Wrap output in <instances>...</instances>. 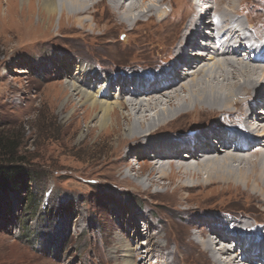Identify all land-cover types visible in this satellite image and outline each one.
Listing matches in <instances>:
<instances>
[{
  "label": "rangeland",
  "instance_id": "1",
  "mask_svg": "<svg viewBox=\"0 0 264 264\" xmlns=\"http://www.w3.org/2000/svg\"><path fill=\"white\" fill-rule=\"evenodd\" d=\"M221 1L216 0L214 4L223 9L229 19L233 15L241 16L246 8L251 10V6L252 20L264 19V0ZM88 3L90 10L75 17L91 20H83L80 26L73 18L60 17L59 13L50 18L40 10L38 0H0V135L4 142H11L14 156L22 158L24 167L34 178L19 196L10 193L0 202V264H122L116 256L120 246L113 243L121 231L129 238L136 235L135 241L130 243L131 247L137 246V263L214 264L193 244L190 234L206 238L201 235L200 226L203 220H210L206 216L209 214L233 225L238 220H246L259 231L264 226V195L249 193L244 185L237 189L216 180H211V186L204 178L190 175L149 181L157 175L149 176L147 172L160 165L150 163L146 154L141 158L128 155L129 143L121 140L126 121L121 120L122 130L118 132L100 128L92 118L83 117V108L75 101V108H64L69 98L62 91L68 88L69 75V78L80 75L81 78L73 81L92 91L94 87L105 86L99 71L117 73L132 67L138 73L148 70L152 73L168 66L172 50L184 35L185 24L193 23V1L164 0L166 16L153 15L149 19L144 16L135 23L132 18V25L121 24L119 13L111 11L106 0ZM135 14L136 10L133 17ZM124 33L127 43L122 41ZM76 59L91 66L96 76L89 78L95 83H88L83 73L74 70ZM62 60L67 64L58 66L57 61ZM225 65L228 66V62ZM218 69L220 67L216 71ZM58 91L60 98L53 101L51 95ZM110 93L117 94L116 88H111ZM231 108L232 115L240 117L236 105L232 104ZM117 110L128 113L126 107ZM219 114L222 113L210 112L197 119L182 116L155 135L172 133L174 139L184 138L187 133L192 135L219 119ZM205 160L171 165L165 162L164 165L169 173L172 167L194 169ZM140 165L143 172L137 175ZM214 247V252L222 257L219 242ZM237 250H240L238 246ZM142 256L147 261L144 262ZM221 259L226 261L228 256ZM233 260L237 261L235 257Z\"/></svg>",
  "mask_w": 264,
  "mask_h": 264
},
{
  "label": "bare ground",
  "instance_id": "2",
  "mask_svg": "<svg viewBox=\"0 0 264 264\" xmlns=\"http://www.w3.org/2000/svg\"><path fill=\"white\" fill-rule=\"evenodd\" d=\"M97 1L38 0V5L40 10L50 18H54L59 13L60 17L73 18L77 24L83 26V20L87 21L91 18L83 17L84 19H80L75 16L85 14L90 10L88 2L95 4ZM106 1L111 11L119 13L121 24L124 25L131 23L132 18H134L135 23L144 16H149L147 19L153 15L160 16L163 14V16H166V10L162 6L164 0ZM192 1L195 10V12L193 11L195 14L193 23L187 22L185 24L184 30H182L184 35L172 50L174 52L168 66L154 70L152 73L148 69H146L147 72L138 73L132 67H128L124 72L119 71L117 73L99 71V78L105 86H102L101 89L94 87L92 91L84 89L73 81V79L81 78L80 75L73 76V78H69V75L67 77L68 88L62 90L69 98L64 108L70 106L75 108V101L83 108L85 119L92 118L96 126L109 128L114 132L122 130L121 120L126 121V127L123 128L124 133H121V140L129 143L128 155L141 158L146 154L148 159H151H149L150 163L160 165L157 166L158 169L154 168L147 172L149 176L157 175L149 181L157 182L161 178L174 175L179 179V177L184 178L190 175L196 177V179L203 180L204 178V181L206 183L210 182L211 186V183H213L211 180H216L221 184H231L237 189L244 185L247 192L264 195V19H261L260 22L256 20L257 17L252 20L254 16L251 13L252 6L251 10L246 8L241 16L233 15L229 19L225 11L223 13V9L214 4L216 0ZM200 3L204 5L200 7ZM205 8L208 9L203 18L202 15L197 13L199 11L205 12ZM179 9L181 8L179 7ZM135 10L137 14L133 17ZM152 20L154 19L152 18ZM138 24L141 23L136 25ZM73 29L75 30V28ZM73 29L71 28V30ZM127 40L128 37L125 34L122 41L127 43ZM76 60L74 70L83 73L85 75L83 77L87 78L88 83L89 81L95 83L89 78L93 75L96 76L92 74L91 66L88 67L86 62L80 59ZM227 62L228 66L225 65ZM57 63L58 66L67 64L64 60L57 61ZM217 67H220L219 71H216ZM97 84L99 85V83ZM113 87L116 88V96L110 93V89ZM179 91H183L185 94L180 95ZM243 95L244 97H241ZM51 97L53 101H57L60 98L59 91L53 93ZM112 98L113 100H111ZM123 98L129 101L125 99L126 102ZM251 100L253 101L252 104ZM232 104L238 108L240 117L237 114L232 115ZM120 107H126L128 113L119 112L117 108ZM217 111L222 113L219 114L220 118L216 119L217 121H211L192 135L187 133L184 138L177 136L176 139L172 137V133L155 135V133L168 127L173 121L182 116L197 119L198 116L201 117L203 114L216 113ZM131 150H136V152L130 153ZM201 158H205V162L198 164L194 169L184 166L177 170L172 167L169 173L165 170V162L171 165L173 162H198ZM234 163H237V165H234ZM142 167L143 165H140L137 175L142 174ZM121 175L123 176V174ZM169 179L171 180V178ZM172 184L174 185V183ZM213 186L215 188V185ZM262 201L264 202V197ZM180 203L182 204V202ZM183 211L186 213V210ZM206 216L210 220L202 221L204 226H200V232L207 239H199V234L193 233L190 234V240L208 256V261L212 260L214 264H264V226L257 231L258 228L250 226L245 222L246 220H238L233 225L227 224V221L222 222L214 214ZM246 231L248 233H245ZM118 235L113 243L120 246L119 250L116 249V256L119 261L122 264H141V262L137 263L136 260L137 246L136 248L131 247L130 243V241H135L136 235L133 237L130 235L129 238V235L123 234L122 231ZM211 240L212 242H210ZM218 242L220 246L218 251L220 250L219 253L222 257L218 256V253L216 254L213 250ZM237 246L240 250H237ZM113 252L111 253L112 256H114ZM229 255L234 256L237 261L233 260L234 257L229 258ZM223 256H228L227 262L221 259ZM172 257H170L171 261ZM142 259L145 262L146 259L143 256Z\"/></svg>",
  "mask_w": 264,
  "mask_h": 264
},
{
  "label": "trees",
  "instance_id": "3",
  "mask_svg": "<svg viewBox=\"0 0 264 264\" xmlns=\"http://www.w3.org/2000/svg\"><path fill=\"white\" fill-rule=\"evenodd\" d=\"M10 143L4 142V138L0 135V202L10 193L19 196V193L27 189L29 183L34 179L33 173L24 167L22 158L14 156V149H11ZM25 201L28 203L27 199ZM31 205L32 201L28 204V211H30ZM49 219L52 220V217Z\"/></svg>",
  "mask_w": 264,
  "mask_h": 264
}]
</instances>
